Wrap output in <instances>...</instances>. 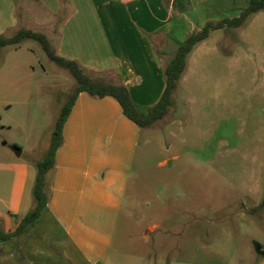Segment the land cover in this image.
I'll list each match as a JSON object with an SVG mask.
<instances>
[{
  "label": "rangeland",
  "instance_id": "1",
  "mask_svg": "<svg viewBox=\"0 0 264 264\" xmlns=\"http://www.w3.org/2000/svg\"><path fill=\"white\" fill-rule=\"evenodd\" d=\"M246 2L205 0L202 22L193 11L185 16L190 26L195 20L197 30L208 20L237 14ZM190 26L176 20L172 35L181 42ZM24 28L45 34L34 20ZM46 37L52 47L53 35ZM11 50L2 54L0 47L3 230L14 222L13 213L32 207L35 180L16 185L8 163L32 165L35 172L33 164L45 156L75 86L69 71L50 60L37 41L24 39L12 58L5 56ZM262 198L264 9L194 44L167 113L140 128L103 264H257L264 257L257 250L264 247Z\"/></svg>",
  "mask_w": 264,
  "mask_h": 264
},
{
  "label": "crops",
  "instance_id": "2",
  "mask_svg": "<svg viewBox=\"0 0 264 264\" xmlns=\"http://www.w3.org/2000/svg\"><path fill=\"white\" fill-rule=\"evenodd\" d=\"M204 1L0 0V34L34 20L37 29L53 35L52 47L59 56L75 60L95 78L119 77L134 104L144 108L155 104L164 89L163 68L179 43L172 35L173 22L190 26L188 11H193L198 24L202 22ZM194 25L195 20L187 34ZM7 47L14 51L5 53L11 58L19 49L1 47L2 54ZM7 60L4 57L6 65ZM139 132L113 97L79 92L55 152L47 207L32 225L0 239V264L105 263ZM31 166L8 163L12 181L19 186L35 179ZM29 209L13 213L14 222L3 231H14ZM257 264H264V257Z\"/></svg>",
  "mask_w": 264,
  "mask_h": 264
},
{
  "label": "trees",
  "instance_id": "3",
  "mask_svg": "<svg viewBox=\"0 0 264 264\" xmlns=\"http://www.w3.org/2000/svg\"><path fill=\"white\" fill-rule=\"evenodd\" d=\"M263 9L264 0H247L246 4L239 9L237 14L223 16L217 21L208 20L202 27L187 34L185 39L177 44L172 56L164 65L163 78L165 86L160 98L155 104L144 108L137 107L134 104L124 83L119 77H114L115 74L111 70L103 72L110 74L111 77L116 79L106 80L103 78H95L93 72L88 71L75 60L59 56L51 47L44 33L29 28H20L9 34H0V47H17L24 39L37 41L46 56L58 66L68 70L75 82L73 92L62 106L59 116L55 121L49 148L45 156L35 163L36 175L32 187L33 205L20 218L14 231L4 232L0 228V239L6 240L17 235L24 228L32 225L46 209L51 194V179L55 166V152L62 144L63 124L79 92H86L88 95L98 98L105 96L113 97L120 105L122 113L128 119L134 122L139 128L148 127L155 121L162 119L167 113L177 80L184 70L186 56L194 44L205 39L210 31L224 27L241 26L250 14ZM260 206H264V198H262L259 204Z\"/></svg>",
  "mask_w": 264,
  "mask_h": 264
},
{
  "label": "water",
  "instance_id": "4",
  "mask_svg": "<svg viewBox=\"0 0 264 264\" xmlns=\"http://www.w3.org/2000/svg\"><path fill=\"white\" fill-rule=\"evenodd\" d=\"M14 150H15V152H16L17 154L20 153V150H19V149L14 148ZM257 250L261 252V246L257 245Z\"/></svg>",
  "mask_w": 264,
  "mask_h": 264
}]
</instances>
